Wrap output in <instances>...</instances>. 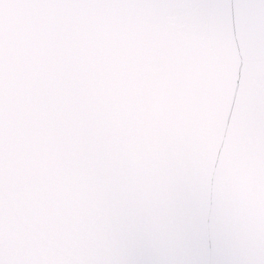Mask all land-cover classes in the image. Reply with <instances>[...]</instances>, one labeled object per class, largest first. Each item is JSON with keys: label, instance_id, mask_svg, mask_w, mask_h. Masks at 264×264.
<instances>
[{"label": "snow or ice", "instance_id": "6c2138e0", "mask_svg": "<svg viewBox=\"0 0 264 264\" xmlns=\"http://www.w3.org/2000/svg\"><path fill=\"white\" fill-rule=\"evenodd\" d=\"M0 264H264V0H0Z\"/></svg>", "mask_w": 264, "mask_h": 264}]
</instances>
